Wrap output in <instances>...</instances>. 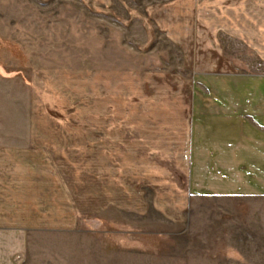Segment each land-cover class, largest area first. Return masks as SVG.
Returning a JSON list of instances; mask_svg holds the SVG:
<instances>
[{"label":"rangeland","instance_id":"374dc122","mask_svg":"<svg viewBox=\"0 0 264 264\" xmlns=\"http://www.w3.org/2000/svg\"><path fill=\"white\" fill-rule=\"evenodd\" d=\"M261 26L264 0H0V203L28 204L29 264H264L260 189L181 209L192 92L264 71Z\"/></svg>","mask_w":264,"mask_h":264},{"label":"crops","instance_id":"0c3cea01","mask_svg":"<svg viewBox=\"0 0 264 264\" xmlns=\"http://www.w3.org/2000/svg\"><path fill=\"white\" fill-rule=\"evenodd\" d=\"M258 33L264 34V26ZM254 34H248V50H259L264 61V37ZM209 75L213 88L192 92L188 204L181 208L187 212L195 208L194 200L248 198V191L254 188L264 193L262 183L248 186V178L256 182L249 173L264 177V71ZM4 206L0 203V210L17 212L1 213L0 264H29L28 204L17 203L10 209Z\"/></svg>","mask_w":264,"mask_h":264}]
</instances>
